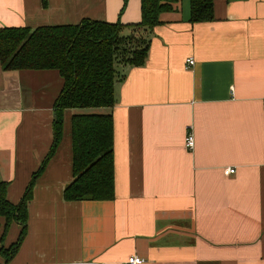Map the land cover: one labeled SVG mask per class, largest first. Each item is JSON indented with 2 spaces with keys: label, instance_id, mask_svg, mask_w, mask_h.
I'll use <instances>...</instances> for the list:
<instances>
[{
  "label": "crops",
  "instance_id": "obj_1",
  "mask_svg": "<svg viewBox=\"0 0 264 264\" xmlns=\"http://www.w3.org/2000/svg\"><path fill=\"white\" fill-rule=\"evenodd\" d=\"M193 24L190 0L148 34L142 66L125 69L114 120L115 199L66 202L71 122L37 179L28 232L9 264H264V0H213ZM0 0V28L135 25L141 0ZM129 30L125 34H129ZM188 59L195 64L190 66ZM57 71H4L0 182L18 204L53 141ZM92 112V111H91ZM191 133L195 147L188 150ZM236 169L229 174V169ZM4 225V221H2ZM0 247L15 243L13 224ZM0 264H7L0 257Z\"/></svg>",
  "mask_w": 264,
  "mask_h": 264
},
{
  "label": "trees",
  "instance_id": "obj_2",
  "mask_svg": "<svg viewBox=\"0 0 264 264\" xmlns=\"http://www.w3.org/2000/svg\"><path fill=\"white\" fill-rule=\"evenodd\" d=\"M129 0H124L126 8ZM178 0H141V21L135 25L85 19L76 25L0 28V61L4 71H57L64 86L55 101L53 145L32 176L18 204L8 199L7 182H0V230L2 243L13 224L20 226L17 241L0 247L9 264L28 232V206L37 179L54 157L64 134L65 113L72 116L73 181L63 193L66 202L115 199L114 120L97 113L116 105V85L125 69L142 66L148 56V34L162 24L161 17L175 10ZM193 24L214 21L213 0H190ZM129 30V34L125 31ZM143 31L144 37L133 34ZM92 111V112H91ZM4 221V225H2Z\"/></svg>",
  "mask_w": 264,
  "mask_h": 264
},
{
  "label": "built area",
  "instance_id": "obj_3",
  "mask_svg": "<svg viewBox=\"0 0 264 264\" xmlns=\"http://www.w3.org/2000/svg\"><path fill=\"white\" fill-rule=\"evenodd\" d=\"M187 63L190 66H193L195 64V61L193 59H188ZM185 146L188 150H193L195 147V139L194 136L189 133L185 139ZM229 174H235L236 169L232 168L228 170ZM145 263V260L140 258V257H131L128 261L127 264H143Z\"/></svg>",
  "mask_w": 264,
  "mask_h": 264
},
{
  "label": "rangeland",
  "instance_id": "obj_4",
  "mask_svg": "<svg viewBox=\"0 0 264 264\" xmlns=\"http://www.w3.org/2000/svg\"><path fill=\"white\" fill-rule=\"evenodd\" d=\"M137 34H133L134 36H135V38L136 39H140V38H142V37H144V35H143V31H141V30H137V32H136Z\"/></svg>",
  "mask_w": 264,
  "mask_h": 264
}]
</instances>
